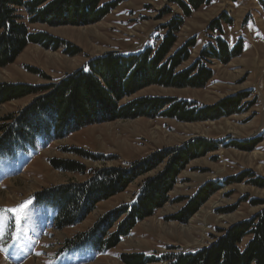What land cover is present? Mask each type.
<instances>
[{"label": "rangeland", "instance_id": "obj_1", "mask_svg": "<svg viewBox=\"0 0 264 264\" xmlns=\"http://www.w3.org/2000/svg\"><path fill=\"white\" fill-rule=\"evenodd\" d=\"M118 1V6L96 23L30 24L31 33L46 32L64 43L58 49L29 44L13 64L0 68V84L50 87L84 69L95 58L157 48L166 25L174 17L184 16L171 0H101V4ZM223 15L231 21H222L223 34L208 31L210 24ZM183 19L174 51L194 37L197 45L179 71L194 64L202 49L218 37L231 48L242 40V54L226 64L219 59L204 60L213 71L205 88L151 85L124 97L118 105L156 97L202 109L244 96L236 107L238 112L196 122L162 115L135 119L105 116L62 138L37 135L34 148L0 156V209L18 208L31 201L19 215L0 211V264H125L121 256L130 254L160 259L207 247L222 231L264 209V204L256 205L264 203V187L259 185V181L264 182V0H210ZM50 93L0 104V131L9 119L24 115L35 100L50 97ZM211 114L223 113L218 109ZM240 143L243 147L238 148L235 144ZM203 144V153L197 152L179 175L169 194L170 202L137 224L129 236L106 253L89 246L62 250L67 241L91 229L99 219L132 202L145 181L162 173L165 164L136 179L122 194L99 203L82 224L64 231L53 227L54 212L32 200L46 190L89 181L96 171L125 168L156 153L182 148L191 151ZM73 150L94 154L101 160L78 157ZM53 160L84 165L86 174L56 169ZM206 183L217 184L219 190L188 222L170 220Z\"/></svg>", "mask_w": 264, "mask_h": 264}, {"label": "trees", "instance_id": "obj_2", "mask_svg": "<svg viewBox=\"0 0 264 264\" xmlns=\"http://www.w3.org/2000/svg\"><path fill=\"white\" fill-rule=\"evenodd\" d=\"M209 1L171 0V3L179 7L183 17L187 18ZM119 3L101 4V0H0V68L13 64L29 44L58 49L64 43L46 32L31 33L30 24L60 26L63 23H96L109 15ZM183 17H174L166 25V32L157 48H145L136 54L109 53L95 58L84 69L59 84L50 87L0 84V104L51 92L50 97L35 100L24 115L21 113L18 118L9 119L11 121L2 127L0 156L34 148L37 135L46 139L62 138L102 121L105 116L135 119L162 115L196 122L237 113L236 109L245 100L244 96L228 98L213 107L202 109L175 99L156 97L137 99L123 107L118 105L124 97L132 96L151 85L205 88L213 78V71L207 68L204 60L219 59L226 64L242 54V40L231 48L222 37H218L214 43H208L202 49L194 64L179 71L190 59L191 49L197 45L194 37L174 51ZM222 21L231 24L228 17L223 15L210 24L208 31H217L222 35ZM218 109L223 114L210 116L212 111ZM204 145L191 151L182 148L156 153L150 159L129 164L125 168L96 171L89 181L49 189L33 196L32 200L36 205L54 212L56 217L53 227L64 231L82 224L99 203L122 194L136 179L165 164L162 173L145 181L132 202L99 219L91 229L67 241L62 250L89 246L99 253H106L129 236L137 224L170 202L169 194L179 175L197 152L203 153ZM235 145L243 147L241 143ZM73 152L84 159L101 160L81 150ZM51 163L64 172L85 175L87 171L84 165L76 162L53 160ZM259 185L264 187V182L259 181ZM218 190L219 186L215 183L202 185L187 199L181 212L170 220L188 222ZM261 204L264 203H256ZM120 219L116 231L111 232ZM121 259L125 264H264V209L222 231L215 242L207 247L177 255H164L160 259L154 256L148 258L144 254L122 255Z\"/></svg>", "mask_w": 264, "mask_h": 264}, {"label": "snow or ice", "instance_id": "obj_3", "mask_svg": "<svg viewBox=\"0 0 264 264\" xmlns=\"http://www.w3.org/2000/svg\"><path fill=\"white\" fill-rule=\"evenodd\" d=\"M27 203H31V201H29ZM27 203L24 204V205L19 206L18 208L0 209V211H10V212H13V213H16L17 215H19L21 213V211L27 207Z\"/></svg>", "mask_w": 264, "mask_h": 264}]
</instances>
